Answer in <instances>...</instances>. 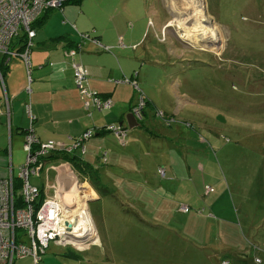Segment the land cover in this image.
<instances>
[{"label": "rangeland", "instance_id": "rangeland-1", "mask_svg": "<svg viewBox=\"0 0 264 264\" xmlns=\"http://www.w3.org/2000/svg\"><path fill=\"white\" fill-rule=\"evenodd\" d=\"M99 1L103 4V0H90L88 4L95 6ZM105 1H112L108 11L125 29L143 34L138 49L126 55L137 59L139 88L152 102L148 107L147 100L144 112L155 106L154 112L160 109L174 119L171 125L182 128L189 161L197 169L195 176L184 174L185 191L177 197L178 207L187 205L191 213L185 215L177 208L183 215L174 209V216L170 206L164 218H176L171 224L159 222V210L149 207L160 200L150 189L137 193L143 196L142 205L137 199L123 205L113 201L116 205H112L104 201L110 197H103L111 195L104 190H111L112 182L102 178V185L95 183L103 199L90 201L87 211L100 236H106L102 238L108 251L106 264L169 263L170 252L177 246L167 240L172 229L186 236L188 247L205 246V264H264V0ZM95 15L99 17L95 24L100 26V17L108 14L99 10ZM123 42L130 45L127 38ZM110 52L118 60L124 58L115 49ZM161 90L167 94L162 96ZM154 116H148V120L165 124ZM48 160L49 156L45 158ZM61 164L73 168L67 162ZM104 165L97 163L101 168ZM176 168L182 170L183 166ZM46 170L42 178L30 179L42 188L39 200L45 196ZM118 170L114 167L113 171ZM18 172L16 167L15 175ZM49 174L50 180L56 181V171ZM207 186L214 189L212 193ZM17 192L20 194V188ZM52 193L53 189L47 190L48 195ZM86 193L89 190L83 186L75 192L63 191L62 206L67 203L65 194L84 204ZM63 214L67 219L64 209ZM82 218L93 228L88 218ZM186 221L188 228L183 224ZM83 239L80 245L73 244L83 248L90 245L87 237ZM73 244L51 241L42 257L58 259L71 248L67 245ZM78 255L77 261L89 264L85 254Z\"/></svg>", "mask_w": 264, "mask_h": 264}, {"label": "crops", "instance_id": "crops-1", "mask_svg": "<svg viewBox=\"0 0 264 264\" xmlns=\"http://www.w3.org/2000/svg\"><path fill=\"white\" fill-rule=\"evenodd\" d=\"M89 1L83 0L81 4L67 3L61 10H46L35 21L36 34L31 51V81L28 80L24 61L20 57L0 54V74L3 79V81L0 79V178L8 177L10 168L13 176L18 177L14 169L16 167L19 169L25 161L23 145L30 125L39 141L53 140L68 147L72 146L74 140L84 131L95 129L94 136L85 142L83 152L80 149L73 150L76 155L81 156L90 164L91 170L86 168L85 172L82 171L80 174L74 168L49 158L44 168V170L47 169V175L43 179L44 193L47 195V190H50L52 185L58 187L61 185L66 190L73 188V192L81 186L86 190L88 188L89 193H86L83 198H91L85 200L83 208L82 204L73 200L75 202L73 215L75 218V215H78L76 223L79 226L84 224L82 217L88 218L86 220L92 224L86 208L89 207L90 201L103 199L95 187V183L97 186L102 185L100 179L104 178L113 184L111 190H104L106 194L111 195H103V197H110L105 198L104 201L112 205L118 203L123 205L135 199L142 205L143 196L136 195L149 192L150 189L153 195L158 194L160 200L156 206L149 205V207L159 210V222L171 224L176 218L164 217H168L170 206L174 216L176 213L174 209H179L180 202L177 197L185 191L182 190L184 182L182 177L184 174L192 173L195 176V171H197L193 162L189 161V155L186 152L187 138L184 140V133L180 126L167 127L160 121L148 120V116H154L155 106H152V110L148 109L147 113L144 112L143 118L138 120V126L128 127L126 116L132 112V108L140 97L139 90L133 86L132 82L137 81L138 83L140 73L136 70L135 56L126 55V53L138 49L143 34L127 30L118 22L114 13L108 11L112 1L110 4V1L103 0V4L99 1L95 6L88 4ZM99 10L108 14L100 17L102 22L100 26L95 24L99 18L95 13ZM94 29H96L94 36L103 45L111 46V50L115 49L119 56L124 57L122 60H118L110 50L107 51L91 41L81 42L79 33H89L91 30L93 32ZM126 38L130 42L129 46L123 42ZM21 44H24V41L13 45L18 48ZM79 45L76 59L88 71L89 88L96 94L102 97L108 96L113 100L112 108L106 112L94 111L89 116L85 110L84 100L74 82L72 59L67 56L69 48ZM161 93L162 96L167 94L165 90H161ZM144 94L148 98L149 107V103L152 102L145 92ZM28 106L34 116L32 124L27 110ZM111 122L122 123L129 128L125 143L119 142L111 132L103 130ZM173 147L176 149L174 150ZM174 151L177 152L174 154ZM105 152H107L106 157L102 159ZM60 153V151H55L52 155ZM101 162L105 164L104 168L97 166V163ZM178 165L183 166L182 170L176 168ZM114 167L119 168L118 172L113 171ZM161 168H164L165 175L160 173ZM50 170L56 171V181L50 180ZM93 177L98 179H93ZM213 190L211 188L209 193ZM113 193L119 194L126 202L121 201ZM131 194H134V197ZM113 201L116 204H113ZM210 205L213 207L214 204L210 203ZM143 207L147 208L148 205ZM179 211L177 210L183 215ZM189 212L185 215H189L191 213ZM140 219L145 221L142 217ZM188 223L186 221L183 224L188 228ZM92 226L95 237L91 239L90 245L83 248L71 243L73 245H67L71 248H66L58 259L42 257L40 262L42 264H84V262L77 261L78 253H82L90 261L89 264H106L108 251L102 242V238L105 239L106 236L103 234L100 236L98 228L93 224ZM169 231L167 240L176 242L177 246L174 251L170 252L172 260L167 264H205L203 244L200 247L195 246L197 249L190 248L182 232L177 229ZM225 232L229 233L227 227H225ZM14 264H34V262L32 257L28 256L17 259Z\"/></svg>", "mask_w": 264, "mask_h": 264}, {"label": "built area", "instance_id": "built-area-1", "mask_svg": "<svg viewBox=\"0 0 264 264\" xmlns=\"http://www.w3.org/2000/svg\"><path fill=\"white\" fill-rule=\"evenodd\" d=\"M64 0H0V54L18 56L25 64L28 80L31 81V51L35 29L33 24L38 17L49 9H63ZM94 33V31L92 32ZM24 34V47L16 51L12 48V42L18 36ZM81 42L91 41L111 50V46L103 45L98 38L89 33H79ZM78 47L69 48L67 56L72 59L73 78L83 100L88 115L93 111H107L113 106V100L108 96H100L93 92L88 86V71L85 66L76 59L79 53ZM0 79L3 81L0 74ZM119 82V81H117ZM133 86L140 92L137 104L132 108V113L137 120L144 116V109L147 106V97L140 90L137 81L132 82ZM30 123L34 119L28 106ZM155 115L166 125H171L174 119L165 115L160 109L155 110ZM103 130L111 132L121 143H125L129 128L118 122L108 123ZM95 133V129H88L78 136L72 146L58 144L53 140L41 142L34 134L32 125L27 129L23 145L26 153L24 163L19 167L18 181L13 176L10 168V175L0 178V264H14L17 259L32 257L34 264H39L42 254L51 241L59 242L64 231H71L65 223L70 224L63 218L61 212L62 196L60 187L50 186L53 189L51 195H46L39 200L42 188L31 182V177H41L46 167L45 158L53 152L73 153L74 149L85 150L84 143ZM107 152L103 158L105 159ZM160 173L165 175L164 168ZM17 182L20 187L16 188ZM20 188V194L18 189ZM211 187L207 186L209 191ZM40 203L39 208H36ZM179 210L187 212V205L180 206ZM72 226V225H71Z\"/></svg>", "mask_w": 264, "mask_h": 264}, {"label": "bare ground", "instance_id": "bare-ground-1", "mask_svg": "<svg viewBox=\"0 0 264 264\" xmlns=\"http://www.w3.org/2000/svg\"><path fill=\"white\" fill-rule=\"evenodd\" d=\"M191 30V29H190ZM202 34L204 33V31L203 30H201L200 31ZM204 35V34H203ZM211 38L213 39V40H217V37H216V35H212L211 34ZM21 166V165H20ZM19 166V167H20ZM60 191H61V193L64 191H66V192H73V188L71 189V190H66L65 188H63V187H61V185H60ZM70 194V193H69ZM68 195H64V197L63 198H65L66 199V204H64L63 205V208H61V212L63 213V209L65 210V214H68V216L66 217L67 218V221L72 225L71 227H69L68 226V223H65V225H66V227L68 228V229H72L70 232L69 231H64V234L63 235H61V237H63L61 240L63 241V242H69L70 241V243H73V241H75V242H80L79 243V245L81 244V243H83V241H84V239H83V237H87V239H89L90 241H92L93 239H94V237H95V235H94V228H87L86 227V224L84 225V224H80L79 226L77 225V223H76V218H77V216L78 215H75L76 216V218L74 217V215H73V209H74V206L73 205H75L74 203L75 202H73V197H67ZM73 196V195H72ZM88 198H91V197H87V199ZM85 200V199H84ZM85 205L84 204H82L81 205V207L83 208ZM81 209V208H80ZM86 210H87V208H86ZM76 213H79V211H76ZM85 230V231H83V230ZM83 232V233H82ZM76 239L78 240V241H76ZM92 239V240H91Z\"/></svg>", "mask_w": 264, "mask_h": 264}, {"label": "trees", "instance_id": "trees-1", "mask_svg": "<svg viewBox=\"0 0 264 264\" xmlns=\"http://www.w3.org/2000/svg\"><path fill=\"white\" fill-rule=\"evenodd\" d=\"M83 0H64L63 1V5H65V4H67V3H73V4H81V2H82ZM33 28H34V24H33ZM17 39H19V41H16ZM25 40V35L24 34H22V35H20V36H18L17 38H15L14 39V41L12 42V44H14V43H21V42H23ZM21 41V42H20ZM13 47H15V45H12V48ZM23 47H24V45L23 44H21V45H19L18 46V48L16 49V51H21L22 49H23ZM94 112V111H93ZM155 115V114H154ZM156 116V115H155ZM85 132V131H84ZM107 132H109V131H107ZM95 134V133H94ZM94 136V135H93ZM92 136V137H93ZM90 139V138H89ZM88 139V140H89ZM86 142V141H85ZM85 144V143H84ZM85 147V146H84ZM53 154V153H52ZM49 155V158L51 159V158H53V159H55V161H59V162H61V163H63V162H68V163H70L71 165H72V167L76 170V171H78L79 173H81L82 171L83 172H85V169L87 168V169H89V170H91V166H90V164H88L81 156H79V155H76V154H74V152L73 153H66V152H61L60 154H55V155ZM49 159V160H50ZM48 160V161H49ZM47 162V161H46ZM18 187H20V183L19 182H17V186H16V188H18ZM210 191V190H209ZM208 191V192H209ZM41 192H42V190H41ZM39 206H40V203H37V205H36V208L38 209L39 208ZM190 211V209L187 211V212H184V213H188ZM45 253V252H44Z\"/></svg>", "mask_w": 264, "mask_h": 264}, {"label": "water", "instance_id": "water-1", "mask_svg": "<svg viewBox=\"0 0 264 264\" xmlns=\"http://www.w3.org/2000/svg\"><path fill=\"white\" fill-rule=\"evenodd\" d=\"M126 120H127V125L130 128H133V127H136L139 125L137 118L135 117V115L132 112L127 114ZM68 226L71 227V224H68Z\"/></svg>", "mask_w": 264, "mask_h": 264}]
</instances>
